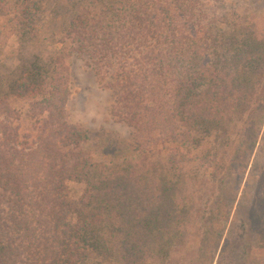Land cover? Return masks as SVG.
<instances>
[{
  "label": "trees",
  "instance_id": "16d2710c",
  "mask_svg": "<svg viewBox=\"0 0 264 264\" xmlns=\"http://www.w3.org/2000/svg\"><path fill=\"white\" fill-rule=\"evenodd\" d=\"M42 5L1 4L0 41L9 15L18 36L38 29ZM58 6L65 15L71 11L62 21L67 38L96 75L110 78L111 110L132 130L125 147L133 155L115 163L76 158L70 145L79 148L89 137L66 120L71 90L64 55L53 66L26 59L0 85V264H214L222 236L207 257L198 253L200 201L195 191V198L187 194L177 158L181 146L194 145L200 134L228 133L249 111L240 149L254 148L264 124V106L253 98L263 77L264 38L243 28L238 37L226 34L217 53L220 38L213 24L203 23L201 0H60ZM10 95L42 97L33 112L48 118L33 144L21 141ZM71 180L86 183L75 224L66 196Z\"/></svg>",
  "mask_w": 264,
  "mask_h": 264
},
{
  "label": "rangeland",
  "instance_id": "374dc122",
  "mask_svg": "<svg viewBox=\"0 0 264 264\" xmlns=\"http://www.w3.org/2000/svg\"><path fill=\"white\" fill-rule=\"evenodd\" d=\"M20 1L23 0H0V5L17 6ZM201 1L203 23L207 27L213 24L214 34L220 38L217 53H222L220 42H225L226 34L238 37L239 33L243 34V28L246 29L245 35L255 33L259 40L264 38V0ZM59 2L42 0L44 13L37 23L38 29L26 35L18 36L11 29L14 15L5 17L9 29L0 41V85L7 83L19 71L18 67L26 63V59H43L53 66L58 56L64 55V63L70 72L71 90L66 120L89 137L79 148L74 144L70 148L81 160L121 162L133 155L125 147L132 140V130L112 113L114 99L110 78L96 75L91 61L67 38L69 31L62 21H66L71 11L66 15L62 13ZM262 74L253 98H260L264 106V70ZM41 99L40 96L34 99L30 95H10L8 99L15 113L21 141L27 144L36 142L38 130L48 118L47 113L36 115L33 112L34 103ZM251 117L249 111L246 118L235 121L226 134L215 133L211 137L200 134L194 145L181 146L177 158L186 178L187 194L190 199L195 198L192 195L195 191L194 194H198L195 199L200 201L196 210L199 214L198 253L207 257L206 250L213 242H218L219 232L222 236L214 264H264V124L254 148L252 145L250 151L240 149L246 132L242 127L250 125ZM249 132L251 135L254 133ZM198 144L201 147H196ZM243 166H246V171L240 180L237 175ZM85 189L86 183L80 180L66 183L67 202L72 214L70 221L73 224L77 222L74 212Z\"/></svg>",
  "mask_w": 264,
  "mask_h": 264
}]
</instances>
